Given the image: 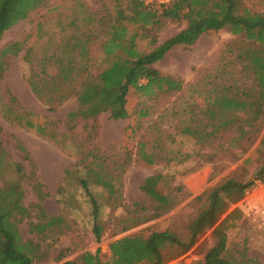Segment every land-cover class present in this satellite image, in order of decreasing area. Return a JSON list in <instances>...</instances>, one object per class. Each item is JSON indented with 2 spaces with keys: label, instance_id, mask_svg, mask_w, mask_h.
Listing matches in <instances>:
<instances>
[{
  "label": "rangeland",
  "instance_id": "374dc122",
  "mask_svg": "<svg viewBox=\"0 0 264 264\" xmlns=\"http://www.w3.org/2000/svg\"><path fill=\"white\" fill-rule=\"evenodd\" d=\"M244 1L252 11H264V0ZM155 7L160 8L158 4ZM130 9V0H48L32 12L27 20L7 30L0 43V63L6 69L0 85V148L6 151L13 163L33 173L34 179L43 186L41 190L48 193L46 198L41 199L27 182L28 177L22 176L24 204L28 208L34 204L41 205L48 215L59 216L64 220V232L54 241H41L30 234L28 223L35 221L36 209L31 212L30 220L19 222L23 240L38 243L45 255L38 257L36 264H62L83 252L96 253V250L103 263L109 262L110 242L136 234L146 236L153 231L171 230L182 238L186 237L189 227L207 207L205 197L208 192L225 181H249L262 159V154L256 148L264 134V120L263 130L256 142L241 159L237 158L238 150H229L227 146L229 138L235 137L233 132L215 139L208 148H202L193 138L181 132L189 117H194L189 108L203 109L210 104L205 91L213 89V83L217 86L234 80L227 73L239 72L235 66L228 67L226 74L220 78L211 76L219 56L229 43L234 44L238 40L223 31L202 36L192 46H175L163 59L153 64L162 74L181 82L184 91L150 99L139 97V108L148 109V118L140 120L135 115L127 121H113L108 114H102L95 119L79 118L67 122V114L79 109L75 97H70L50 112L33 95L24 79L29 69L21 60L24 48L33 49L38 58L50 53L54 47L59 49L61 55L69 56L70 48L65 47L67 41L88 36L89 70L91 74L97 75L109 67L116 56L122 55L116 52L108 56L103 50L108 37L106 22L116 17L118 11L129 14ZM125 25L131 34L135 26L131 23ZM184 27L185 23L168 22L155 33V45L150 44L148 38H139L136 50L147 54ZM13 42L22 44L15 46L12 53L5 51L4 47ZM256 51L255 55L258 56L251 58L248 69L256 67V58L264 61V51ZM216 91L215 88L214 94ZM9 95L17 100V110L32 111L51 120L58 142L54 143L49 136H39L32 130L9 122L1 111ZM261 95L264 98V92ZM200 123H203L202 119L192 124L196 128ZM128 126L134 130L131 138L126 133ZM141 142L147 143V147L159 146L155 150L162 151L168 159L173 160L167 164L145 166L138 158L137 145ZM248 142L242 139L240 149L247 146ZM18 146L29 152L32 161L24 159ZM262 146L264 153V144ZM88 152L90 155L87 159L107 166L116 175L114 183L122 184L118 198L110 200L105 190L89 182L92 197L99 206L97 223L102 230L99 241L93 234L95 220L91 198L80 182L81 177H84V161ZM250 155L251 163L246 168L248 170H244L242 161ZM157 174L164 177L162 189L168 196L165 203L173 205L159 217L154 216L152 204L140 191L145 178ZM2 176L18 178L13 170L2 173ZM199 195H202V199L196 200ZM236 207L242 209L243 216L226 233L228 254L236 257L245 253L249 258L264 264V182H255L229 211ZM213 228L196 237L192 246L185 251L179 248L166 249L164 264H203L205 255L215 242Z\"/></svg>",
  "mask_w": 264,
  "mask_h": 264
},
{
  "label": "trees",
  "instance_id": "16d2710c",
  "mask_svg": "<svg viewBox=\"0 0 264 264\" xmlns=\"http://www.w3.org/2000/svg\"><path fill=\"white\" fill-rule=\"evenodd\" d=\"M47 1L0 0V42L7 30L27 20L32 12L41 8ZM157 4L160 8L155 7ZM130 5L129 14L120 10L116 17L106 22L108 37L103 50L108 56L115 55L116 52L122 55L116 56L109 67L97 75L91 74L89 70L88 36L67 41L65 47L70 48L69 56L61 55L59 49L54 47L50 53L38 58L33 49L24 48L21 60L23 65L29 68L24 79L33 95L44 103L50 112L55 111L56 107L70 97H75L79 109L67 114V122L79 118L95 119L102 114H108L109 119L113 121H127L135 115L140 120L148 118V109L139 108V97L150 99L184 91L181 82L162 74L153 64L163 59L175 46H192L202 36L223 31L238 40L234 44H228L223 52L224 57L223 53H220L216 69L211 76L220 78L226 74L228 67L236 66L239 72L227 73L226 75L234 80L217 86L213 83V89L205 91L210 104L205 105L203 109L189 108L194 117H189L181 132L193 138L202 148L210 147L215 139L233 132L235 137L229 138L227 146L229 150H238L237 158L241 159L263 130L264 98L261 92H264V61L256 58L254 66L257 68L248 69L247 66L253 56H258L255 55L257 49L264 51V11H252L244 0H168L149 6L143 5L140 0H130ZM168 22L185 23V27L147 54L136 50L139 38H148V42L155 45V33ZM127 23L135 26L131 34L125 25ZM20 44L22 43H9L4 50L12 53L15 46ZM5 72V67L0 63V83ZM215 88L217 91L214 94ZM1 111L9 122L32 130L39 136H49L54 143L58 142L53 131L54 123L32 111L17 110V100L13 95H9L4 110ZM201 119L203 123L195 128L192 123L201 122ZM133 131V127H127L128 138H131ZM242 139L249 142L240 149ZM263 144L264 134L256 148L262 154V159L252 178L245 183L225 181L211 189L205 197L206 209L189 227L186 237L182 238L171 230L153 231L146 236H126L110 242L109 262L103 263L99 258V251L96 250V253L83 252L62 264H164L167 259L164 254L166 249L179 248L185 251L192 246L196 237L213 227L215 242L205 255L203 264H262L245 253L236 257L229 255L226 233L233 229L243 216L240 207L229 211L231 206L238 203L255 182H264ZM124 145L127 147V144ZM158 147H147L145 142L138 143L140 162L149 167L170 163L173 158L168 159L162 151H156ZM18 148L27 162L32 161L25 148ZM89 155L88 152L84 161V177H81L80 182L85 193L91 198L95 220L93 234L99 241L102 233L97 223L99 206L92 197L89 182L105 190L110 200L118 198L122 184L114 183L115 173L109 171L104 164L87 159ZM252 155L242 161L244 170H248L246 168L251 163ZM10 170H13L18 178L2 176V173ZM33 175L20 164L13 163L6 151L0 148V264H36L38 257L45 256L38 243L23 240L20 234L19 222L30 220L33 209H36L37 213L35 221H29L28 230L38 240L54 241L64 232L63 218L48 215L41 205L34 204L28 208L24 204V188L20 179L22 176L28 177L27 182L41 199L48 196L47 192L41 190L42 184L34 179ZM163 179L162 174L148 176L140 185V191L153 206L155 217L173 207L165 203L168 196L162 189ZM195 199L201 200L202 195Z\"/></svg>",
  "mask_w": 264,
  "mask_h": 264
},
{
  "label": "built area",
  "instance_id": "2783aa9c",
  "mask_svg": "<svg viewBox=\"0 0 264 264\" xmlns=\"http://www.w3.org/2000/svg\"><path fill=\"white\" fill-rule=\"evenodd\" d=\"M140 2L145 5V6H149V5H153L154 3H163L162 0H140ZM249 204V203H248Z\"/></svg>",
  "mask_w": 264,
  "mask_h": 264
},
{
  "label": "crops",
  "instance_id": "0c3cea01",
  "mask_svg": "<svg viewBox=\"0 0 264 264\" xmlns=\"http://www.w3.org/2000/svg\"><path fill=\"white\" fill-rule=\"evenodd\" d=\"M2 39H3V37H2ZM2 41V40H1ZM1 43V42H0ZM6 73V72H5ZM5 73H4V76H5ZM4 76H3V79H4ZM3 81V80H2ZM0 85H1V83H0Z\"/></svg>",
  "mask_w": 264,
  "mask_h": 264
}]
</instances>
